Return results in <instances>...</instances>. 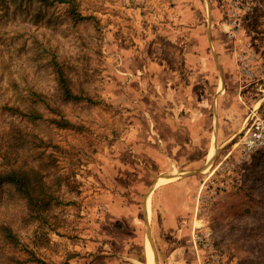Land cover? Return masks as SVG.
I'll list each match as a JSON object with an SVG mask.
<instances>
[{
    "label": "rangeland",
    "instance_id": "1",
    "mask_svg": "<svg viewBox=\"0 0 264 264\" xmlns=\"http://www.w3.org/2000/svg\"><path fill=\"white\" fill-rule=\"evenodd\" d=\"M214 21L238 52L222 116L194 66L176 97L146 73L198 63ZM259 107L264 0H0V170L33 166L55 196L38 212L0 183V264H264V149L239 146Z\"/></svg>",
    "mask_w": 264,
    "mask_h": 264
},
{
    "label": "crops",
    "instance_id": "2",
    "mask_svg": "<svg viewBox=\"0 0 264 264\" xmlns=\"http://www.w3.org/2000/svg\"><path fill=\"white\" fill-rule=\"evenodd\" d=\"M215 22L216 21L212 23L211 28L209 29L206 28L205 24H199L193 29V46L190 47L187 45V48H189V54H187L186 59L189 60L192 58L197 60L198 63H194V65L187 63L186 68L194 66L195 72H199V77H204V79L205 77L209 78V102L211 103V106H215V109H213L215 113L222 116V113L227 111L226 105L231 92L230 85L233 83V81H237L236 75L234 76L232 73L234 74V71L238 69V52L236 47L235 50H233V45L236 43V41L230 37L228 31L221 28V26ZM221 33H223V39H221ZM206 61H209V64H206ZM189 70L190 68L185 70L184 67L173 68L164 62H151L149 66L146 67V73L149 74V78L151 79L153 85L157 86L160 84H165L168 90L172 89L174 97H176V92L172 88L173 84L178 85L180 82L184 83L186 76L190 77L188 75ZM154 99L161 100L162 98H160L158 95ZM173 101L175 102V100ZM166 116L169 122L166 120L164 122L167 125H161V128H157L156 130L153 127V131H156L157 134L161 133L165 128H168V126L171 127L169 124L171 121V116ZM162 138L166 140L165 137ZM162 143L164 144V142ZM169 173L170 175L173 174V172ZM176 174V176H178V173ZM160 179L162 178L160 177L159 180ZM159 186L162 190L160 191L164 194H170L179 187L175 182L161 184L159 181L154 186L153 193Z\"/></svg>",
    "mask_w": 264,
    "mask_h": 264
},
{
    "label": "trees",
    "instance_id": "3",
    "mask_svg": "<svg viewBox=\"0 0 264 264\" xmlns=\"http://www.w3.org/2000/svg\"><path fill=\"white\" fill-rule=\"evenodd\" d=\"M58 77L59 87L65 100L83 99V96L73 94L63 70L58 69ZM28 113L33 119L40 117L37 110L28 111ZM65 122L66 124L69 123L67 121ZM5 164H9V162L7 161ZM43 177L44 175L39 173L38 169L33 166L23 170L19 166H13L11 164L5 167L4 170H0V183L5 182L13 185L17 193L27 200L28 205L38 212L42 211V209L47 210L55 198L53 193L45 185ZM7 237L10 239L14 237L10 230L7 231Z\"/></svg>",
    "mask_w": 264,
    "mask_h": 264
},
{
    "label": "built area",
    "instance_id": "4",
    "mask_svg": "<svg viewBox=\"0 0 264 264\" xmlns=\"http://www.w3.org/2000/svg\"><path fill=\"white\" fill-rule=\"evenodd\" d=\"M233 35H236V32ZM239 146L245 156L264 149V108H256L249 114L246 128L239 139Z\"/></svg>",
    "mask_w": 264,
    "mask_h": 264
},
{
    "label": "bare ground",
    "instance_id": "5",
    "mask_svg": "<svg viewBox=\"0 0 264 264\" xmlns=\"http://www.w3.org/2000/svg\"><path fill=\"white\" fill-rule=\"evenodd\" d=\"M176 175H177L176 173H173V174L169 175L168 177H165L164 180H165V181H167V180L169 181V180L173 179V177L176 176ZM163 178H164V177H163ZM174 178H175V177H174Z\"/></svg>",
    "mask_w": 264,
    "mask_h": 264
}]
</instances>
